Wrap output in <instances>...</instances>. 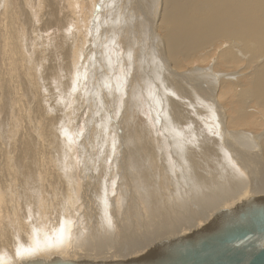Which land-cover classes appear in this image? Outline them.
Returning a JSON list of instances; mask_svg holds the SVG:
<instances>
[{
	"label": "rangeland",
	"instance_id": "obj_1",
	"mask_svg": "<svg viewBox=\"0 0 264 264\" xmlns=\"http://www.w3.org/2000/svg\"><path fill=\"white\" fill-rule=\"evenodd\" d=\"M213 1L197 0L196 13L206 12ZM162 7V0H0V197L7 202L0 263L15 258L16 244L33 241V228L48 233L60 219L68 223V242L59 233L50 238H59L56 249L70 252L120 251L174 232L179 223L193 222L217 205L202 209L216 198L219 167L228 168L233 189L247 186L234 170L238 142L264 141V112L243 97L250 104L245 109L249 124L231 138L228 121L237 113L231 103L247 88L237 85L239 90L229 88L226 95L221 90L224 82L253 78L264 62L263 44L255 45L252 37H220L203 51L179 55V66H173L161 48ZM259 7L264 12L263 0ZM260 15L253 9L239 16L244 33H253ZM59 43L65 55L56 49ZM232 44L248 54L237 55L232 69L216 70L219 55L232 52ZM159 57L164 69L157 70ZM61 69L69 82L66 97L49 81ZM196 71L207 73L194 84L189 78ZM173 142L180 143L181 161L173 158ZM188 151L192 158L184 160ZM26 157L38 161L37 179L47 173V182L37 180V206L18 199L24 183L18 182L14 163L19 159L24 166L23 179ZM247 157L241 149V161ZM52 159L56 162L50 165ZM58 191L63 194L58 201H67L65 211L51 199ZM15 207L19 211L13 213ZM30 209L36 223L27 220Z\"/></svg>",
	"mask_w": 264,
	"mask_h": 264
},
{
	"label": "bare ground",
	"instance_id": "obj_2",
	"mask_svg": "<svg viewBox=\"0 0 264 264\" xmlns=\"http://www.w3.org/2000/svg\"><path fill=\"white\" fill-rule=\"evenodd\" d=\"M196 1L197 0H162V6L163 7L161 9H162L163 14H162V17L159 16L161 18L159 23L162 26V29H161V32H162L161 36L162 37L160 38V42H161V48H163L164 51L169 56L170 60L168 59V61L169 62L171 61L173 66H176V67L179 66L178 64L180 61L176 60L179 55L183 54L184 57L187 58L188 55L193 53L195 50H196L195 53H198L199 51H203L208 46H210V45L214 44L216 41L220 40V37L223 40L240 38V40H242V41L249 40L252 37L253 43L255 45L259 46L260 44H263L262 48H264V12H262V9L259 7V0H214L212 5L208 9H205L206 12L203 11L201 15L196 13V9H195ZM156 4L158 5L157 2H156ZM253 9H256L257 11L259 10L261 15L258 18V22L255 24V29H254L253 33H249V32L244 33V27L239 22V16L241 17V14H243V13L253 12ZM155 10H156V8H155ZM159 11H157V12H159ZM44 14H46V13H44ZM52 21H53V19H52ZM161 26L159 25L158 27H161ZM63 44H64V42H63ZM153 44L155 45L157 43H153ZM64 46L60 45V43H59L58 45H56V49L59 52H62L64 54ZM153 48H155V47H153ZM230 48H231L232 52L225 50L223 53H221L219 55L220 63H217L218 66L215 67L216 70L226 71L229 68L232 69L233 66L237 65V63L239 62L238 58H236V57H238L237 55H240V53L243 56L248 54L247 52L241 51L236 45L232 44V46ZM227 49H228V47H227ZM66 50H67V48H66ZM159 51L160 50L157 49V53ZM207 56H209V55H207ZM254 61L256 62L257 60L254 59ZM247 62L248 63L253 62L251 54H249V56L247 55ZM157 64H158V66H156L157 70H158V67L159 68L161 67V69L164 67V61H162L161 58L159 59ZM64 70L63 69L56 70L55 79L49 80V81L52 82L53 89L55 92H57L58 94L60 93L61 95H64L66 97V94H67L66 91L69 87V82H68V78H65V76H64V72H65ZM169 71L170 70H168V72ZM197 71L195 73H193L191 76L189 75L190 76L189 79H192V83H194V84L196 82H198L199 79H201L200 75L203 76L204 74L207 73L205 71H202V72H197ZM159 76H160V74H159ZM216 79H218V78H214V80H216ZM247 79H249V80L246 81L245 83L242 80L241 81L237 80V82L233 81V82H235V83L232 82L233 84H226L227 82L226 83L224 82L225 84L223 83V87H225V89H223L221 87V89H223V90H221L222 91L221 93L223 95L227 94L226 91H228L227 89H229V88H230V90H232V89L233 90L234 89L239 90L237 85H241V86H243V88H247V90L240 89V91H239L240 94L237 97L238 101L231 103L232 108L234 110H237V113H235L234 115H231V118L228 121V124L230 126V131H229L230 133H228L229 134L228 136H230L231 138H234V139H236L240 136L234 130H237L239 128H247V127H240V126H246L249 124V120H247L248 115H247V112H245V109L246 108L248 109L250 104L249 105L246 104L243 101V97L247 101L251 102L252 104H255L258 109H262V111L264 112V62H262L261 64L256 66V68L254 69V72H253V78H247ZM161 80L164 81L163 78ZM170 80L171 79L169 78V81ZM172 82H173V80H172ZM216 82H217V80H216ZM161 89H163V87ZM195 91H197V90L195 89ZM3 92H5V91H3ZM180 92H182V91L180 90ZM221 93H219V95ZM165 94H166V91H165ZM61 98H62V96H61ZM166 103L169 104L171 102L167 101ZM241 112H242V114H241ZM216 120H218V119H216ZM3 125L6 126L4 120L2 121V127H3ZM217 128L221 129V127H217ZM220 138L229 142V140L223 138L222 136H220ZM255 138H253V139H255ZM217 141H218V139H217ZM257 142L259 143V145H257V143L253 144L252 141H251V144H248L246 141L238 142L239 146L237 147V149L239 150V155H238V161L234 165V170H235V172H240L243 174L244 179L247 183V186H245L242 190H240V192H238V190H236V189H233L231 187V184L229 183L228 168H227V171H228L227 172L226 169H225V171H223V167L222 168L219 167V170H218L219 175L218 176L219 177L221 176V181L219 182V185L217 187L218 193L216 192V190L214 192V197H216V198L211 200L210 203L203 204L202 209H208V208H210V206L212 204L217 203V205H215L214 208L206 211L204 214L199 215L197 218H195V220L193 222H192V220L187 219L183 223H179L181 228L174 231V232H168V233H165L161 236H156V237L150 239V241H146V240L141 241V243L135 244L133 247H131V248L136 247L134 249L124 248L120 251H113V252L107 251L105 249L103 251H101V249H100V250L96 251V253H91V252L83 253L84 251H79V252L72 251V252H70V251H65L62 249H56L59 246V243H58L59 238L56 237V239L58 241L52 240V238H50L52 235L59 233L61 238L63 237L62 240L65 243L68 242V238H69V234H70V231L67 228L68 223H66L65 220H63V219H60V220H58L57 227L54 231H51L48 233H43L40 230L33 228L31 231L33 241L30 243H27L25 245L16 244L15 250H14L15 258L13 260H10V259L2 260L0 264L13 263L17 259V256L19 254H22L21 255L22 257H19L20 256L19 255L18 256L19 258L17 259L15 264H19L21 260H25L27 258H32L30 256L48 257L50 259H53V258H55V256H57L60 258L78 259V260H81V259H83V260L84 259L120 260V259H123L124 257L130 256L134 253H140V252L148 249L152 244H154L156 241H158L161 238L170 237V236H174V235H178V234H182V233L190 231L192 228L198 226L200 223L206 222L210 218V216L214 210L223 208V206L231 207L235 203H237L241 200L247 199L250 196L255 197L258 195V197H262V196H264V173H263V171L260 170V167L262 169V166H261L262 164L259 165V161L261 160L262 155L264 157V141H262L260 143V141H258V139H257ZM173 146L176 149L175 154L173 155V158L175 160L181 161V159L177 153V150L181 147L180 143L179 142H173ZM241 149L245 152V154L249 155V157L244 158V160H242V161L240 158ZM30 152H33V151L30 150ZM191 153L192 152H190V151H188V153L183 152V159L186 160V158H192ZM30 154H32V153H30ZM27 157H29V156L27 155ZM29 159L28 160L22 159V161L25 164V168H26L25 177L23 179H21V177L24 176V166L20 167L19 162H21V161L19 159L16 163H14V167L16 168V178H17L18 182L24 183V190H23L24 194L19 196L18 199L23 201V202L25 200H27L26 203H29V204H27L26 206H28V207L30 206V204L37 206V204H35L36 201H34V198L39 191L38 189H41L40 184H38L37 180L39 181L40 178H43L41 181L44 180L45 182H47V179H44V177L47 178V176H46L47 173H45L44 177L41 176V177H39V179H37V177L39 176V174H37L39 171V170L37 171V169H39L38 161H35L33 159L29 160ZM51 161H53L54 163L56 162L55 159H52L49 161V163H51ZM151 162H152V160H151ZM260 162H262V161H260ZM44 164H46V162ZM50 165H52V163ZM44 166H46V165H44ZM211 171L213 173L212 175H214L216 173L215 170L211 169ZM44 172L45 171H43V173ZM43 173H41V175H43ZM35 176H36V178H35ZM222 194H224L223 197H222ZM58 196H63V194H61L58 191L56 193V195L51 197V199L52 200L56 199L55 201H53L55 206H58L59 202H60L61 210L65 211L67 209V206H65L67 201L63 200V198L60 199L61 201L60 200L58 201V198H60ZM220 198H227V199L221 201ZM4 206L5 207L7 206V202L5 201V199H2L0 197V223L4 222L3 219H4V216H6V214L3 216V207ZM194 207H196V209H199V207L197 205H195ZM11 211L13 213H15V212H18L19 210H18V208L15 207V208L11 209ZM30 211H31V213H33V215L30 214ZM51 213L54 214L55 219L60 218L59 214L54 212L52 209H51ZM26 214H28L27 220L32 219L31 221L33 223H36V215L34 214V211L32 209L26 211ZM202 215H204V216L201 217ZM7 218H8V216H7ZM89 224H90V222H89ZM0 229H1V227H0ZM91 230L93 231L92 227H91ZM44 245H46V246L44 247ZM31 246H32V248H31ZM48 246H52V248L48 249L49 248ZM125 247H127V246H125ZM30 248L34 249L36 251L31 250ZM52 249L57 250V252L53 251ZM125 249H129V250L126 251ZM45 251H47V252H45ZM121 251H124V252H121ZM1 254H3V249L0 246V255ZM35 255H39V256H35Z\"/></svg>",
	"mask_w": 264,
	"mask_h": 264
},
{
	"label": "water",
	"instance_id": "obj_3",
	"mask_svg": "<svg viewBox=\"0 0 264 264\" xmlns=\"http://www.w3.org/2000/svg\"><path fill=\"white\" fill-rule=\"evenodd\" d=\"M19 264H264V196L214 210L190 231L120 260L32 257Z\"/></svg>",
	"mask_w": 264,
	"mask_h": 264
}]
</instances>
